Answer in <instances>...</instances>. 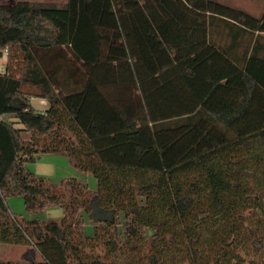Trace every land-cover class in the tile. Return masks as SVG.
<instances>
[{"label": "trees", "instance_id": "16d2710c", "mask_svg": "<svg viewBox=\"0 0 264 264\" xmlns=\"http://www.w3.org/2000/svg\"><path fill=\"white\" fill-rule=\"evenodd\" d=\"M262 36L264 10L217 0L0 4V243L21 264H264ZM41 154L96 190L58 191Z\"/></svg>", "mask_w": 264, "mask_h": 264}, {"label": "rangeland", "instance_id": "374dc122", "mask_svg": "<svg viewBox=\"0 0 264 264\" xmlns=\"http://www.w3.org/2000/svg\"><path fill=\"white\" fill-rule=\"evenodd\" d=\"M17 0H0V4L8 5L10 2ZM30 2H39L43 5H62L67 0H25ZM224 5H231L237 7V9L244 10L253 17H258L262 10H264V0H217ZM232 7V6H231ZM264 39V36H262ZM226 40L222 37L221 42ZM21 127V125H17ZM25 140L30 139V134L24 132L22 134ZM46 141V140H45ZM28 168L34 172L44 175L55 188L60 192H67L68 188L65 183V179L76 178L77 181L84 184L88 191H95L97 188L96 181L90 173H83L77 170L70 159L64 154H41L40 161L37 164H29ZM40 172H37V171ZM69 195V194H68ZM7 205L9 210L18 220L21 219H33L39 218L44 221L60 220L63 216V210L58 207H52L45 209L41 214L32 215L25 211L22 199L19 197H10L7 199ZM27 247L22 245H8L0 243V261L21 264L23 263V253ZM40 257L37 254L36 261H39Z\"/></svg>", "mask_w": 264, "mask_h": 264}, {"label": "crops", "instance_id": "0c3cea01", "mask_svg": "<svg viewBox=\"0 0 264 264\" xmlns=\"http://www.w3.org/2000/svg\"><path fill=\"white\" fill-rule=\"evenodd\" d=\"M233 5V4H231ZM30 102H31V105L32 107L36 110V111H40V112H43L45 111L47 108H48V103L46 100L44 99H39V98H31L30 99ZM45 155V154H43ZM40 161V155L38 157V160L33 163V164H37L38 162ZM37 172H40L39 170ZM36 175H39V176H44V175H41V174H38V173H35Z\"/></svg>", "mask_w": 264, "mask_h": 264}, {"label": "built area", "instance_id": "2783aa9c", "mask_svg": "<svg viewBox=\"0 0 264 264\" xmlns=\"http://www.w3.org/2000/svg\"><path fill=\"white\" fill-rule=\"evenodd\" d=\"M5 60H6V51H3L2 55L0 56V73L4 71Z\"/></svg>", "mask_w": 264, "mask_h": 264}]
</instances>
